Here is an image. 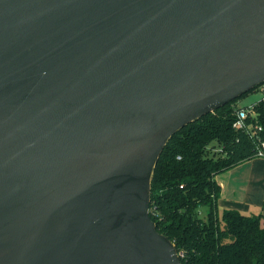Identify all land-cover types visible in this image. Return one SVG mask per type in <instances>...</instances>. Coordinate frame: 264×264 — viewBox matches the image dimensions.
Returning a JSON list of instances; mask_svg holds the SVG:
<instances>
[{
  "label": "water",
  "instance_id": "95a60500",
  "mask_svg": "<svg viewBox=\"0 0 264 264\" xmlns=\"http://www.w3.org/2000/svg\"><path fill=\"white\" fill-rule=\"evenodd\" d=\"M262 83L264 0H0V264H182L157 162Z\"/></svg>",
  "mask_w": 264,
  "mask_h": 264
},
{
  "label": "trees",
  "instance_id": "16d2710c",
  "mask_svg": "<svg viewBox=\"0 0 264 264\" xmlns=\"http://www.w3.org/2000/svg\"><path fill=\"white\" fill-rule=\"evenodd\" d=\"M240 97L178 130L165 145L152 179L150 216L176 245L182 264H264V213L220 211L216 175L258 157L264 142V100L246 127L234 123ZM260 127V128H259ZM208 206L205 217L199 214Z\"/></svg>",
  "mask_w": 264,
  "mask_h": 264
},
{
  "label": "crops",
  "instance_id": "0c3cea01",
  "mask_svg": "<svg viewBox=\"0 0 264 264\" xmlns=\"http://www.w3.org/2000/svg\"><path fill=\"white\" fill-rule=\"evenodd\" d=\"M221 185L220 211L264 213V157H254L216 175ZM208 211V210H207Z\"/></svg>",
  "mask_w": 264,
  "mask_h": 264
},
{
  "label": "built area",
  "instance_id": "2783aa9c",
  "mask_svg": "<svg viewBox=\"0 0 264 264\" xmlns=\"http://www.w3.org/2000/svg\"><path fill=\"white\" fill-rule=\"evenodd\" d=\"M258 89H260L264 95V83L260 84ZM262 99L264 100V97ZM255 115H256V111H255L253 103L246 105V106H241L237 112V118H236V121L234 123V126L237 129H242V128L246 127L247 118L249 116H255ZM256 155L258 157H264V142H262L261 146L257 150Z\"/></svg>",
  "mask_w": 264,
  "mask_h": 264
},
{
  "label": "rangeland",
  "instance_id": "374dc122",
  "mask_svg": "<svg viewBox=\"0 0 264 264\" xmlns=\"http://www.w3.org/2000/svg\"><path fill=\"white\" fill-rule=\"evenodd\" d=\"M264 97L263 92L260 89L254 90L253 92H250L247 96L241 98L238 103L241 106H246L249 104H252ZM208 206L202 205L199 208V214L201 217H205L207 214Z\"/></svg>",
  "mask_w": 264,
  "mask_h": 264
}]
</instances>
